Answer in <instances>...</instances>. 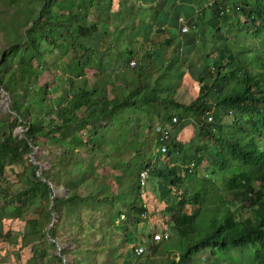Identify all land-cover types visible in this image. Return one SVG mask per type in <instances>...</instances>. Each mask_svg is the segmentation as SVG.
<instances>
[{"label": "trees", "instance_id": "16d2710c", "mask_svg": "<svg viewBox=\"0 0 264 264\" xmlns=\"http://www.w3.org/2000/svg\"><path fill=\"white\" fill-rule=\"evenodd\" d=\"M0 42V194L22 165L7 204L28 209L24 238L66 264H117L98 253L119 251L122 214L143 229L154 200L174 256L158 259L153 235L135 255L142 241L122 221L123 264H264V0H0ZM35 148L44 169L24 160Z\"/></svg>", "mask_w": 264, "mask_h": 264}, {"label": "rangeland", "instance_id": "374dc122", "mask_svg": "<svg viewBox=\"0 0 264 264\" xmlns=\"http://www.w3.org/2000/svg\"><path fill=\"white\" fill-rule=\"evenodd\" d=\"M0 44H2L0 42ZM145 55L144 51H140L139 55L141 54ZM197 56V54L195 53ZM169 57V55L167 54ZM197 60L199 62V58L197 56ZM137 63V62H136ZM54 78V76H52ZM10 110V99L6 92H4L2 89H0V123L3 119H5ZM1 127V125H0ZM15 134L22 136L24 133V129L21 126H18L14 130ZM46 150L35 148L34 152L26 155L24 157V160L26 163L33 162L36 164H41L42 169L47 167L48 160L45 157ZM23 166H15L8 169L7 173V179L11 184H14L13 188L11 189V192H6L3 194H0V209L5 208V214L2 218H0V264H66V262H61L55 258L56 255H59V251L56 249H51L48 247L47 244L44 242H38L36 244H33V240H38L39 235H28L26 238L24 236L29 233L30 226L26 222V216L29 215V211L26 208H20L17 209L12 205H8L7 203L13 199V195H15V192L19 190V188L23 185H25L26 181L23 173ZM0 183V192H4V186ZM58 194L57 196H64L66 193L63 189H57L54 188ZM145 190L147 191V188L145 186ZM150 196H153L151 194H148ZM145 196V194H144ZM130 199L129 191H128V201ZM148 207V211L145 213V216L143 218V229L141 226H137L134 224L133 220H130L128 216L125 217L124 220H119L120 224L118 226V234H116V245L119 247V251L113 253L111 250L108 251H101L98 253V259L101 263H108L112 261H117V264H123V260L125 255H129L131 253L132 246L126 244L125 240V232L122 229V223H128L129 225L125 224L126 226H129V230L134 231V237L133 241L131 242H139L142 241L141 246H143L146 250V253L148 252V247H150L151 243L154 241L149 240V235H155L162 231L167 230V224L169 222V217H166L162 215V211H159V204L155 202L154 200H150L148 203H146ZM3 210V209H2ZM118 210L120 212H123V205L122 202L119 203ZM233 210H236L237 212V218L238 219H246L250 217V213L247 210V208L243 207H237ZM32 211V210H31ZM127 212V209H125ZM193 211L192 207H187L186 212ZM128 213V212H127ZM126 213V214H127ZM61 219V216H56L53 218L52 222L49 226L46 227V230L48 232V236H50L51 229L57 224ZM123 221V222H122ZM52 224V225H51ZM65 231L62 229L60 237L62 239L66 240V234ZM59 234V231H58ZM124 235V236H123ZM123 236V237H122ZM60 242L63 241L60 239ZM114 236H112V239ZM174 240V238H172ZM154 240V237L153 239ZM172 240V241H173ZM101 241H103L101 239ZM169 240L162 241V244L158 248L156 252V257L158 259H162L163 257H172L174 255L173 251L175 252L173 245L174 243ZM135 242V244H136ZM131 244V243H130ZM62 247H69V245H61ZM123 255V257H119L118 255ZM168 254V255H167ZM63 257V259H64ZM72 260V258H71ZM70 260V261H71Z\"/></svg>", "mask_w": 264, "mask_h": 264}, {"label": "built area", "instance_id": "2783aa9c", "mask_svg": "<svg viewBox=\"0 0 264 264\" xmlns=\"http://www.w3.org/2000/svg\"><path fill=\"white\" fill-rule=\"evenodd\" d=\"M181 31L182 32H188L189 28L187 26H183ZM130 65L132 67H134L136 65V62L132 61L130 63ZM209 120L211 121V118H209ZM173 121L176 122L177 119L174 118ZM156 132L159 133V135H160V150H161L162 153H166L167 152V143L169 142L170 137H171V131H170L169 128H164L162 126H158L156 128ZM148 174H149V172L147 170L141 173L140 180H141V184L142 185H144L146 183ZM120 219L124 220L125 219V215L122 214L120 216ZM169 239H170V234L168 232L158 233V234L154 235V240L155 241H160V240H166L167 241ZM144 252H145V248L143 246H138V247H136L134 249V253L137 256H141L142 254H144Z\"/></svg>", "mask_w": 264, "mask_h": 264}, {"label": "crops", "instance_id": "0c3cea01", "mask_svg": "<svg viewBox=\"0 0 264 264\" xmlns=\"http://www.w3.org/2000/svg\"><path fill=\"white\" fill-rule=\"evenodd\" d=\"M185 26H186V25H185ZM189 32H190V30H189L188 32H182V31H181V34H182V35H185V34H188ZM172 52H173V48L169 49V51H168V55H169V58H168V59H169V60L172 59ZM195 53H196L197 56H198V51H196V52L194 51V52H193V57H197V56L195 55ZM198 58H199V56H198ZM173 59H174V58H173ZM194 59L196 60V58H194ZM178 61H179V60H178ZM178 61H177V62H178ZM197 64L201 65V60H200V58H199V62H197ZM158 65H159V64H158Z\"/></svg>", "mask_w": 264, "mask_h": 264}, {"label": "water", "instance_id": "95a60500", "mask_svg": "<svg viewBox=\"0 0 264 264\" xmlns=\"http://www.w3.org/2000/svg\"><path fill=\"white\" fill-rule=\"evenodd\" d=\"M40 165H41V164H40ZM53 192H54V196H57L58 192H57L55 189L53 190ZM51 225H52V224H51ZM58 251L60 252L61 249L59 248ZM66 260H67V258L64 257V262H66Z\"/></svg>", "mask_w": 264, "mask_h": 264}]
</instances>
